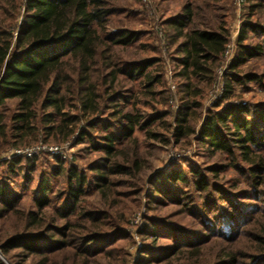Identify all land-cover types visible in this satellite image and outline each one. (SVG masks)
Here are the masks:
<instances>
[{
	"label": "trees",
	"instance_id": "16d2710c",
	"mask_svg": "<svg viewBox=\"0 0 264 264\" xmlns=\"http://www.w3.org/2000/svg\"><path fill=\"white\" fill-rule=\"evenodd\" d=\"M245 3L249 4L251 12L264 6V0H245ZM184 11L181 17L168 19L160 26L164 46L173 55L170 63L181 96L180 104L174 114L158 111L151 121L142 125V117L138 114L134 117L125 108L132 98L137 99L138 93L131 87L130 98L127 97L124 85L143 79L145 96L154 97L158 94L155 86L162 84V77L148 70L159 61L127 64L122 58L121 62L117 60V49L130 46L136 36L129 31H108L115 12L109 0H0V148L39 145L42 138L45 145L62 146L78 133L76 144L87 142L88 148L106 155L102 163L90 169L95 173L94 188L106 204L112 200L115 177H130L142 171L141 159L136 154L133 160L125 156L127 163H120L122 153L118 146L125 141L133 142L138 129L160 122L167 130L173 123L175 143L197 134L198 142L205 143L214 154H228L237 158L235 163L244 164L236 170L247 179L251 189L248 196L256 202L250 206L253 211H249L248 216L242 212L232 215V220H227L230 222L226 226L228 229L219 230L220 237H215L233 243L232 235L237 227L250 225L256 214L264 217L263 201H260V188L264 187V105L253 115L251 106L239 102L240 95L236 93L237 86L244 88L250 82L261 81L255 74L242 76L239 68L261 55L264 49L261 45L243 47L248 39V26H244L237 44V61L230 66L226 85L221 90L224 100L208 109L202 119L204 84L215 82L226 57L229 33L226 28L216 26L190 29L195 14L190 5ZM251 28L257 31V27L251 25ZM262 34L264 36V31ZM119 75L121 91L119 83L116 85ZM105 99V109L114 112L104 120L101 117ZM201 120L197 131L196 125ZM82 124L84 127L80 126ZM97 128L105 135L95 137L91 130ZM148 134L151 138H160L151 131ZM41 157L50 156L42 152L34 158L14 157L8 171L0 174V226L8 232L0 240L1 255L8 264H17L16 257L22 258L20 264H96L94 260L103 252L107 253L102 246H115L117 236H126L124 215L123 224L121 218L120 222L112 223L115 218L106 211L82 209L83 198L87 196L86 174L75 165L66 168L67 160L59 157H53L57 160L54 176L64 175L68 189L64 200L59 201L61 206L55 209V218L63 220L64 225L58 227L55 218L46 217L50 187L42 179L39 197L35 199L36 211L21 209L22 194L11 186L20 174H24V181L29 184ZM210 172L217 174L219 171L213 168ZM155 179L157 182L151 185V190H155L157 200L159 197L176 204L178 194L185 198L179 185L193 186L201 194L207 193L212 186L217 193L220 188L194 167L189 173L172 169ZM229 204L236 209L242 205L235 201ZM157 226L150 224L146 231L154 239V246L164 236L155 231ZM198 239L196 243L177 240L174 247L162 250L164 254L157 257L145 250L142 254L152 264L169 259V263H174V257L187 249L192 250L188 252L191 258L199 260L203 256L200 248L209 241V236L204 234ZM257 239L258 244L264 246V236ZM225 252L217 255V264H240L243 258H249L253 264L264 261V248L251 256L240 251ZM0 264H4L1 258Z\"/></svg>",
	"mask_w": 264,
	"mask_h": 264
},
{
	"label": "rangeland",
	"instance_id": "374dc122",
	"mask_svg": "<svg viewBox=\"0 0 264 264\" xmlns=\"http://www.w3.org/2000/svg\"><path fill=\"white\" fill-rule=\"evenodd\" d=\"M109 1L110 8L115 12L111 18L108 31L111 33L129 31L136 36L130 46L117 49V60L121 62L122 58L123 62L127 64L145 63L150 60L159 61L148 70L155 74L159 73L162 77V84L155 86L154 91L158 94L154 97H151L150 94L145 96L143 79H139L134 83L127 82L124 85L123 92L126 93L124 95H128L127 97L130 98L128 91L131 87H134L135 92L138 93L137 99L132 98L131 104L125 108L134 117L137 114L140 115L142 125L151 121L158 111L174 114L180 104L179 98L181 96L178 93L177 80L174 78V68L170 63L173 55L164 46L165 40L160 26L168 19L181 17L187 5H190L195 14L193 24L189 26L190 29L199 28L203 30L216 26L226 28L229 33V53L223 59L221 67L217 71L215 82L204 84L203 107L200 112L202 119L208 109L224 100L221 90L226 85V74L230 66L237 61L239 52L237 44L244 26H248V39L243 43V47L250 48L261 45L264 49V36L262 34L264 31V6L255 12H251L249 4L241 3L239 0ZM251 25L257 27V31H254ZM239 70L242 76L255 74L261 77L260 82H250L244 88L241 86L236 87V93L240 95V99L237 100L248 103L251 106L250 112L254 115L257 113L258 107L264 105V50L261 55L249 59ZM117 84L118 89L121 91V75H119ZM167 98L169 99L168 105H166ZM105 102L106 99L102 101L103 110L106 107ZM8 107L10 108L12 105L10 104ZM112 112L114 111L108 110V108L105 109L101 118L105 120ZM243 117L247 118L246 115ZM170 118H167V120ZM167 123L169 122L167 121ZM201 124L202 120L196 125L197 131ZM80 126L84 127L83 124ZM173 127L172 123L171 129L166 130L160 126V122H157L150 128L138 129L133 142L125 141L122 146H118L120 153H122L120 163H127V158L129 161L133 160L134 154H136L138 159H141L142 171L139 174L134 172L133 176L130 177H115L111 192L112 200L106 204L94 188L93 176L95 173L90 171L95 165L102 163L101 160H105L106 155L88 148L89 144L87 142L76 144L78 133L67 142L69 147H67L68 158L65 161V167L75 165L87 177V196L83 198L81 208L90 212L106 211L115 218L111 221L112 223L120 222L121 218V224H123V215L125 217L123 227H125L127 237L121 235L117 236V239L116 236H113L117 239L116 245L110 246V248L106 245L102 246V249L106 250L107 253L103 252L98 256L94 260L96 264H152L149 258H144L145 256L142 254L144 250L148 253L152 252L157 257L174 247L177 240L196 243L199 241L198 237L204 234L207 237L209 236V241L200 248L203 256L199 260L191 258L188 252L192 250L185 249L182 255L174 257V263H169V259L166 262L158 261L154 264H217V255L226 253L225 251H240L251 256L256 255V251L264 248L257 241L258 237L264 236V217L262 218V214H256L250 225L237 227L236 233L232 235L233 243L215 238L220 237L219 230L224 231V228L230 223L227 220L231 219L232 215L242 212L248 216L253 211L250 206L255 205L256 202L248 196L251 189L249 190L247 179L236 170V167H244V164L240 161L235 163L237 158L234 159L228 154H214L205 143L198 142L197 134L181 143H175L172 134ZM91 131L94 132V136L97 138L105 135L101 128ZM148 131L159 135L160 138H151ZM43 140L42 138L39 142L45 145L42 143ZM32 145L34 143L30 146ZM30 146H24L21 149ZM15 150L17 148H0V174L8 171ZM236 154L238 155V153ZM56 163L57 160L52 157H41L37 160L36 171L32 174L29 184L24 181V174L15 177L14 184L11 187L17 193L22 194L21 209L36 211L35 199L39 197L38 189L42 179L50 187L48 192L50 207L46 210V217L55 218V209L61 206L59 201L64 200L68 189L64 175L54 176ZM193 167L206 175L211 183L218 185V188L220 187L218 193L215 192L213 186L207 193L201 194L193 186L184 187L179 185L185 193L184 197H191L189 200L183 198L181 193L178 194L179 202L177 204L159 197L157 200L155 190H151V185L157 182L155 178L162 173H168L172 169L184 170L189 173L190 168ZM213 168H216L219 172L217 174L211 173L210 171ZM190 178H192V175H190ZM162 179H164V176H162ZM260 189L262 191L260 201H263V210L261 211L264 212V187ZM231 201L242 204L241 208L231 207L229 204ZM126 209L130 210L127 212ZM55 219L57 220L56 226L64 225L63 220ZM153 223L158 224L155 231L158 230L157 233L164 235L157 240L156 246L153 243L154 239L149 237L148 232H146L147 227ZM209 229L212 231L207 233ZM227 229L226 227L225 231ZM184 230L189 231V234ZM7 235V228L0 226V240H3ZM109 253L112 257L108 256ZM0 258L4 264H8L1 253ZM14 261L20 264L22 258L16 257ZM239 263L253 264L251 260L249 261V258H243ZM260 264H264V261Z\"/></svg>",
	"mask_w": 264,
	"mask_h": 264
},
{
	"label": "built area",
	"instance_id": "2783aa9c",
	"mask_svg": "<svg viewBox=\"0 0 264 264\" xmlns=\"http://www.w3.org/2000/svg\"><path fill=\"white\" fill-rule=\"evenodd\" d=\"M241 3H244L245 0H239ZM229 53V46L226 55ZM222 88V87H221ZM69 143L64 144L63 146H47V145H38L32 148L17 149L13 152V157H25V158H34L40 153H47L50 157H59L63 160H67Z\"/></svg>",
	"mask_w": 264,
	"mask_h": 264
}]
</instances>
